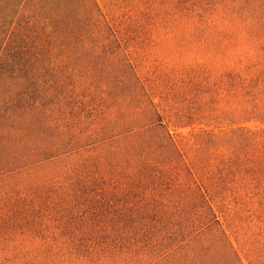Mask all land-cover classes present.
Returning a JSON list of instances; mask_svg holds the SVG:
<instances>
[{"label": "trees", "instance_id": "1", "mask_svg": "<svg viewBox=\"0 0 264 264\" xmlns=\"http://www.w3.org/2000/svg\"><path fill=\"white\" fill-rule=\"evenodd\" d=\"M111 5L0 0V264H264V0Z\"/></svg>", "mask_w": 264, "mask_h": 264}, {"label": "rangeland", "instance_id": "2", "mask_svg": "<svg viewBox=\"0 0 264 264\" xmlns=\"http://www.w3.org/2000/svg\"><path fill=\"white\" fill-rule=\"evenodd\" d=\"M99 2H100V4L102 5V7H103L107 12L110 13V7H112V5H113V4L111 5L112 0H99ZM111 15H112V14H111ZM185 132H188V130H185ZM174 133H175L176 138H178V140H180V141L184 140V139H182V136H180V135L178 134V132L174 131ZM188 138H189V136H188ZM245 262H246V264H249L248 261H247V259H245Z\"/></svg>", "mask_w": 264, "mask_h": 264}]
</instances>
